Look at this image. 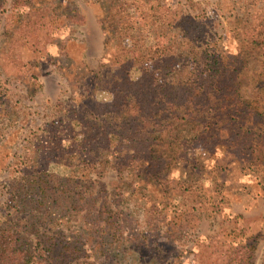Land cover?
Instances as JSON below:
<instances>
[{
	"label": "trees",
	"instance_id": "16d2710c",
	"mask_svg": "<svg viewBox=\"0 0 264 264\" xmlns=\"http://www.w3.org/2000/svg\"><path fill=\"white\" fill-rule=\"evenodd\" d=\"M6 1L0 0V11ZM41 2L36 6L34 0L14 1L11 14H17L22 26L9 32L10 40L15 31L18 34L14 37L25 32L32 16H49L53 21L57 18V3ZM111 4L110 10L122 11V4ZM73 17L79 22V15ZM187 18L193 30L178 40L167 39L156 46L142 35L136 43L120 44L127 52L119 68L126 70L119 73L112 69L109 79L113 84L107 86L109 101L88 93L92 98L86 107L88 120L79 123L80 130L71 135L68 144H63L66 137L59 133L57 119L47 125L46 143L41 144L47 151L34 147L26 158L30 163L20 162L24 167L10 184L11 204L0 212V264H94L88 263L93 258L107 264L108 258L119 255L123 261L126 244H151L139 230L136 216L119 207L125 204V189L130 193L127 199L148 195L151 188L161 191V201L153 199V206L146 209L147 219L158 221L160 217L156 219L155 214L164 219L174 215L183 221L177 231L184 233L197 226L189 225L191 213L186 214L185 208L179 214L170 208L172 201L179 202L173 195L174 188L183 186L188 192L201 180L207 181L206 177L202 179V170L207 167L205 154L223 146L244 155L245 162L264 167V112L241 95L239 86L250 59L248 51H264V11L253 16V23L236 35L235 52L224 48L208 21H196L192 14ZM50 32L54 31L46 32V38L51 37L47 44L41 45L36 39L35 45L44 46L41 52L47 60L53 58L59 63L57 56L65 53L58 52L56 36ZM7 101L0 91V106H6ZM74 108H80V104ZM8 123L9 119L0 117V129ZM73 143L75 150H71ZM194 144L202 148L200 155L191 154ZM46 154L47 162L56 164L45 165ZM65 156L69 160H61ZM80 158L93 167H75L74 160L79 166L83 162ZM61 162L68 167L61 170ZM214 165L208 170L219 171L218 163ZM174 169L181 170L182 179H175ZM109 170L120 178L112 183L116 191L101 182L98 192L87 197L88 173ZM213 180L217 182L215 176ZM142 200L133 203L138 207L145 203ZM75 212L82 215L78 227L70 228L65 219ZM231 221L233 225L221 229V244L201 240L196 251V257L202 259L200 264H255L262 227L254 224L255 219L245 217ZM156 257L159 264H179L177 260L168 261L165 253Z\"/></svg>",
	"mask_w": 264,
	"mask_h": 264
},
{
	"label": "rangeland",
	"instance_id": "374dc122",
	"mask_svg": "<svg viewBox=\"0 0 264 264\" xmlns=\"http://www.w3.org/2000/svg\"><path fill=\"white\" fill-rule=\"evenodd\" d=\"M14 1L7 0L0 11V91L8 99L6 106H0V117L9 119L7 127L0 129V212L8 210L11 204L10 184L19 168L24 167L20 162L30 163L26 158L34 147L47 151L41 147L43 138L48 136L47 125L57 119L59 133L66 137L63 141L66 145L71 135L80 130L79 123L88 120L86 107L92 99L88 98V93L93 92L103 101L110 100L111 92L107 86L113 84L109 79L112 69L119 73L126 70L119 68L127 52L121 43H134L142 35L147 36L148 43L153 42L156 46L165 44L167 39L178 40L185 32L193 30L187 18L192 14L196 21H208L224 48L235 52L236 35H241L240 31L253 23V16L264 11V0H44L57 3V18L53 21L49 16H32L25 32L14 37L22 26L17 14H11ZM41 1L34 0V3L38 6ZM114 2L123 5L122 11L109 9L110 3ZM75 15H79V22H75ZM179 22L180 26L177 25ZM109 25L113 26L115 35ZM16 27L13 40H10L9 32ZM48 31H54L50 33L56 36L58 52L65 53L57 56L59 63L53 58L47 60L41 52L44 46L35 45L36 39L41 45L48 43L51 39L45 36ZM248 52L250 59L239 78L240 93L264 112V51L253 49ZM132 75L135 78L137 73ZM77 104L80 108H74ZM71 145V150H75L76 143ZM190 148L192 155L202 153L199 144ZM84 154L90 159L88 152L84 151ZM205 155L207 167L202 170V179L206 177L207 181L201 180L188 192L183 186H176L173 195L179 202L172 201L170 206L178 214L185 208L186 214L191 213L189 225L197 227L181 233L177 231L183 222L179 217L173 215L164 219L163 215L155 214L156 219L160 217L158 221L147 219L146 209L154 200L161 201V191L151 188L148 195L127 199L130 193L125 189V204L119 207L136 216L139 230L151 244L135 247L128 243L125 259L121 261L120 255L108 258L107 264H159L156 255L162 253L168 254V261L200 264L202 259L196 257V251L201 240L221 244V229L233 225L231 220L240 217L255 219L254 224L262 227L263 232L256 243L255 264H264V167L259 163L245 162L244 155L231 153L223 146ZM46 156L45 165L56 164L51 160L47 162ZM87 159L80 166L77 159L74 160L75 167H85V164L93 167ZM61 160L69 159L65 156ZM40 163L44 162L40 160ZM215 163H218L219 171H209L208 167H216ZM59 165L61 170L68 167L63 162ZM172 175L175 179H182L180 169H174ZM214 176L217 182L213 180ZM119 179L114 170L89 172L85 183L86 196L91 198V193L98 192L101 182L116 191L112 183ZM133 186L139 187L138 184ZM140 199L145 203L137 207L133 200ZM80 215L82 212H75L65 219L70 228L78 227ZM90 260L88 263L106 264L99 258ZM71 264L82 263L75 261Z\"/></svg>",
	"mask_w": 264,
	"mask_h": 264
}]
</instances>
